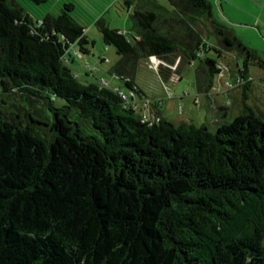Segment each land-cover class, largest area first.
Instances as JSON below:
<instances>
[{
  "label": "trees",
  "instance_id": "trees-1",
  "mask_svg": "<svg viewBox=\"0 0 264 264\" xmlns=\"http://www.w3.org/2000/svg\"><path fill=\"white\" fill-rule=\"evenodd\" d=\"M24 1L0 0V264H264V112L242 101L214 125L142 119L74 73L70 47L89 42L75 4L34 16ZM165 2L135 3L126 30L94 19L126 88L150 54L162 81L195 64L204 92L221 65L243 88L249 64L264 69L207 0Z\"/></svg>",
  "mask_w": 264,
  "mask_h": 264
},
{
  "label": "rangeland",
  "instance_id": "rangeland-1",
  "mask_svg": "<svg viewBox=\"0 0 264 264\" xmlns=\"http://www.w3.org/2000/svg\"><path fill=\"white\" fill-rule=\"evenodd\" d=\"M142 1L143 0H132V4L129 7L126 6L124 0H45L40 4L32 1L29 2L28 0L24 2H27V6L34 16L43 13L45 10H50L54 13L60 12L64 2H73L75 6L70 12L81 24L84 25V32L89 42L87 43V52L72 54L73 59L70 62L72 68L79 73L82 72L81 74L90 80H100L101 82H103L102 80L108 81L111 85L112 83H115V86L120 85L122 89L127 90L122 84V80L118 79L115 74L108 72L105 68L118 58V54L115 52V49L111 44L104 43L100 31L94 24V19L101 16L104 22L109 26L117 27L120 30H126L131 24L129 12L132 10L135 3H141ZM158 1L162 4H166L165 0ZM211 1H213L211 2L213 4L211 11L215 17L216 11L214 0ZM216 1L218 2L219 0ZM208 28V21L203 20V24H201L200 27L202 36L212 44L213 35L212 33L207 32ZM70 49L74 52L72 46ZM208 54L217 58L215 52L211 49L208 50ZM101 57H106L107 60H104ZM93 65L95 68L90 71L89 69L92 68ZM194 66L195 64L190 63L186 64L178 72L172 71L167 80L164 81L167 85V88H165L162 80L157 74L153 72V70L148 69L143 60H140L137 70L133 74V81L135 80V82L140 84L150 95L157 93L160 97L158 109L173 121L180 118H192L193 120L207 122V120L203 118V115L208 118L204 109L198 107V103L194 102L195 96L198 97V102L204 99L202 93L196 92ZM251 68L254 71V69H257V66H252ZM84 71L87 73H83ZM178 74H180L179 78H177ZM225 74L226 73H224V75ZM220 77H222V75ZM225 77L230 78V75L226 74ZM217 78L218 76H215L214 79L217 80ZM256 81L259 82L258 80ZM136 99L138 98L136 97ZM218 101L223 105H227L230 110L228 117L224 120L230 119L231 114L236 112L239 107L237 104L238 100L229 94L220 93ZM262 103L264 104V98ZM4 104H6V102H4ZM24 111V109H20L22 116L24 115ZM192 113L196 115H193ZM42 115L44 118H47V120L50 118V113L46 109L42 111ZM194 122L199 123L198 121ZM36 126H40L42 130L45 125L37 124Z\"/></svg>",
  "mask_w": 264,
  "mask_h": 264
},
{
  "label": "crops",
  "instance_id": "crops-1",
  "mask_svg": "<svg viewBox=\"0 0 264 264\" xmlns=\"http://www.w3.org/2000/svg\"><path fill=\"white\" fill-rule=\"evenodd\" d=\"M124 1L127 7L132 4V0ZM207 1L210 4L211 16L225 23L232 31V33L243 44L254 50L256 54H258L264 60V0H219L218 2L214 0V7L216 11L215 17L213 16L211 11L213 7V4L211 2L213 1ZM205 41L209 42L208 40ZM209 43L211 44V42ZM226 54L230 58H232L233 56L232 53L227 52ZM108 66H106L105 68H107ZM252 66H257V69H254L253 71V69L251 68ZM231 73L232 72L230 71L227 74L231 75ZM248 73L250 75V82L248 83L247 88H243L240 85H233L231 88L225 89L223 86V80L227 78L225 77V74L222 77H218L217 80L214 79V76L212 85L207 91L204 92L196 90V92L202 93L204 96V99L198 102V107H202L204 109V112L207 114L206 116L208 118H206L205 115H203V118L207 120V123L209 125H214L224 120L229 115L230 110L228 106L223 105L218 101L220 93L229 94L238 100L237 104L239 105V107L236 112H233V114H231L230 117L237 113L242 101L254 110H260L264 112V104L262 103V100L264 98V69L259 67L255 63H251L248 65ZM179 77L180 74H178L177 78ZM256 80H258L259 82H257ZM114 84L115 83H112V86H115ZM134 84L138 86L140 91L136 95V97L139 99V96H147L150 100L151 109L158 110L162 115H164L158 109V103L160 99L159 95L157 93H155L154 95H150L148 91L145 90L140 84L135 82V80ZM118 86L122 88L120 85ZM192 114L196 115L194 113ZM179 120L192 122L198 121L199 123L204 122L202 120H193L192 118H180L176 121Z\"/></svg>",
  "mask_w": 264,
  "mask_h": 264
},
{
  "label": "built area",
  "instance_id": "built-area-1",
  "mask_svg": "<svg viewBox=\"0 0 264 264\" xmlns=\"http://www.w3.org/2000/svg\"><path fill=\"white\" fill-rule=\"evenodd\" d=\"M74 52L72 51V53H77L80 54L79 50L77 49V47H73ZM104 60H107L106 57H101ZM177 59H175L174 63L169 65L171 68H173L175 66ZM145 66L148 69L151 70H156L159 64H163L164 61L161 60L159 57H157L155 54H150L146 57L145 61ZM95 66L93 65L92 68H90L89 70L92 71L94 70ZM229 71H227L223 65L220 66V70L216 73L215 76L220 77L221 75L223 76L224 73H228ZM74 73L77 74V71L74 69ZM178 77V76H177ZM101 82L100 80L96 81L102 85H107V86H111L113 88H116L119 92V94L121 95V97L124 99V101L128 104H130L136 111H138L141 115L142 119H147L149 118L151 115V106H150V100L147 96H139V99H136V95L137 93H135L134 91V87L135 84H133L131 87L127 88V90L125 89H120L118 86H112L109 84L108 81H104ZM242 82L241 77H239V75L236 72H232V74L230 75V78H226L223 80V86L225 89L231 88L233 85H238ZM163 85L165 88H167V85L165 84L164 81H162ZM119 88V89H118ZM168 92V91H167ZM228 100V99H227ZM160 102V100H159ZM194 102L198 103V97L195 96L194 98Z\"/></svg>",
  "mask_w": 264,
  "mask_h": 264
}]
</instances>
